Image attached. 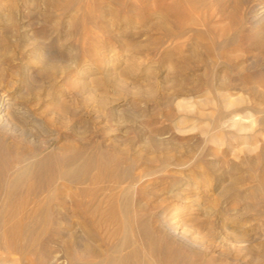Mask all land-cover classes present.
Wrapping results in <instances>:
<instances>
[{"label": "bare ground", "instance_id": "6f19581e", "mask_svg": "<svg viewBox=\"0 0 264 264\" xmlns=\"http://www.w3.org/2000/svg\"><path fill=\"white\" fill-rule=\"evenodd\" d=\"M111 1L107 9L97 0H0L1 34L14 42L0 49V248L18 254L21 264H264L263 175L261 181L248 186L252 204L239 207L237 202L247 198L245 186L235 176L224 180L227 170L221 169L219 157L212 159L209 168L213 171L202 183L193 175L195 169L173 174L171 167L185 166L187 161L164 151L173 141L171 133L163 129L143 136L145 151L151 155L138 159L115 157L114 149L106 150L97 141L89 140L83 146L76 141L59 143L62 116L53 108L58 95L55 74L69 68L78 72L84 76L83 99L94 97L85 79L92 68V51L78 53V46H91L89 38L101 28L99 18L105 16L104 11L112 15L113 5L121 9L138 5L137 0ZM249 2L234 0L236 10L246 7L238 21L225 0H170L171 29H164L171 34L162 44L171 41V65L162 80L154 74L147 84L132 90L151 98L158 82L179 92L196 87L246 88L240 73L250 66L243 63L247 59L252 63L256 57L244 52L247 47L239 29L250 21L257 25L261 16L252 12ZM31 15L43 22L52 19L58 27L50 31L56 36L46 38V30L34 34L29 27L32 22L27 20ZM161 22L169 20L162 18ZM106 33L115 38L116 32ZM66 39L72 43L63 58L59 49L65 45L60 46V41ZM107 49L114 50L113 46ZM256 49L264 50L262 40ZM80 55L85 58L82 62L77 61ZM135 57H127L124 63L132 65ZM16 63H20L18 78L13 68ZM31 63L47 76L36 77ZM229 72L234 76H225ZM105 99L101 97L97 103L103 106ZM232 103L226 101L225 107ZM176 108L182 117H194L188 102H177ZM250 109L264 113V109L245 106L229 114L222 111L208 122L212 129L231 126L235 133L243 132L248 126L242 124L245 117L238 112ZM111 110L120 113L118 106ZM259 119L264 126V115ZM75 123L72 129L78 133ZM209 139L217 142L213 135ZM207 155L196 151L190 161ZM143 182L149 184L142 187ZM203 190L207 191L204 196ZM253 219L259 223L251 225ZM63 220L71 222L73 231L62 228ZM55 232L64 233L61 236H67L69 244L62 239L57 244L61 249L50 248L49 237ZM16 260L0 257V264H15Z\"/></svg>", "mask_w": 264, "mask_h": 264}, {"label": "rangeland", "instance_id": "374dc122", "mask_svg": "<svg viewBox=\"0 0 264 264\" xmlns=\"http://www.w3.org/2000/svg\"><path fill=\"white\" fill-rule=\"evenodd\" d=\"M97 1L102 8L107 9L112 5L111 3H113L111 0ZM233 3L234 0H227V2L225 0L226 7L231 10V14H233L236 20L239 21L242 17V12L246 7L243 5L240 9L236 10L232 6ZM137 4L138 5L135 6V9L133 8L134 5L131 4L125 9L113 5L112 15H109L104 11L105 16L99 18L101 20V28L96 30L94 37L89 38V41L92 42V47H87L86 45L81 48L78 46V53L81 49H89L93 52H91L90 56L92 59H90L91 62L89 63L92 68L85 76L87 82L86 85L89 86L91 92L94 93L93 98L83 99L86 95L81 89L83 86V75H79L78 72L70 70L71 68L66 69L69 70V72L65 70V74L59 70L56 72L54 89L58 91V95L56 97L57 103L53 108L61 112L62 116L59 143L76 141L78 144L77 146H83L89 140L93 143H96L97 141L101 143L106 150L112 151L114 149L115 157L125 156L127 158L131 157L138 159L139 157L151 155L150 152H147V150L145 151V144L142 142L144 141L142 139L143 136H147L151 130L163 129L164 131H167V133H171V139L173 141L171 147L166 148L164 151L167 150L171 152V155L174 157H180L183 158L184 161H187L186 165L182 167L179 166L180 168L175 166L171 167L173 169V174L179 175L181 171L188 173L195 169L193 170V175L200 178V182L202 183L201 179L204 176H208V174L211 175L213 171L209 168L212 159L219 157L221 169L225 171L227 170L223 175L224 180L228 182L231 177L235 176L240 183L245 186V194L247 198L240 199L237 202V206H242V203L252 204L254 200L251 197V192L248 189V186L261 181L260 178H262V175L264 177V126L259 119L264 113L252 111L251 109L247 110L249 111L248 113H243L246 110H240L241 112H238L239 115L242 114L245 117L241 122L242 124L247 125L248 128L243 132L237 133L234 132V128L231 126L220 127L221 129H212L213 124L208 121L209 118L217 117L222 111H224V114H229V112L236 109H242L245 106H254L258 109H264V50L258 51L256 49L260 40L264 42V0H250L248 3L252 8V12L258 11V16H260L261 13V19L259 18L257 25L255 22L250 21L246 22L239 29L241 42L245 43V46L247 47L244 52L248 57H256L252 63H250V59H247L243 63L244 66H250L249 69L244 68L240 73V77L247 81L246 88L233 89L219 86L218 89H209L205 87H196L192 90L181 89L179 92L172 91L173 89H168L166 84H163L162 86V82H158L155 94L151 98L145 97L141 92H136L134 88L132 90V87L147 84L149 79L152 78L151 76L154 74L158 76L159 80H162V77L166 72L165 70L171 65V41L169 40L167 43L162 44V39L168 34H171V32H167L164 29L165 27L171 29V4L170 0H137ZM131 13L132 16H135L132 17ZM162 18H167L169 22L162 24ZM27 20L32 22L29 27L35 32L34 34L46 30V38H53L56 36V33L54 34V32L50 31V29L58 27L52 19L43 22L38 19L35 20L34 16L31 15ZM104 22L106 23L105 25L103 24ZM231 24L233 25L234 23ZM60 26L61 25H59V27ZM0 30V49H2L9 40L4 39L2 36L1 27ZM107 31L110 33L113 32L114 34L116 32L115 35L112 33L115 38L108 37L106 33ZM61 35L63 37V34ZM9 43L14 45L13 41ZM71 43L72 39L60 41V46L65 45L61 46L59 49L60 52H62L61 54L63 58H67L66 50H68ZM131 43L136 46L132 48ZM31 45L32 44L29 46L26 45V48L29 47L28 49H30ZM108 46H113L114 50L109 51L107 49ZM125 49L127 52H125ZM111 56L112 59L110 61L109 57ZM132 56H136L134 61L131 62L132 65L124 63L127 57L129 59ZM84 59L85 58H82V55H80V57L78 56L77 61L82 62ZM19 64L20 63H16L13 67L14 74L17 78L20 76V73H17ZM30 67L35 69L36 72L34 73L36 74V77L45 78L47 76L46 73L41 72L38 69V65L31 63ZM197 73L200 74V71H197ZM50 74H52V72ZM225 76L232 77L234 74L229 72L228 74H225ZM117 79H119V81ZM121 82L124 85H122ZM78 88H80V90ZM256 91L260 94L256 93ZM101 97L107 98V100L105 99L106 103L103 106H100L97 103V100ZM228 100L233 101V103L225 107V102ZM177 102H188L193 109L192 114L194 117H182V111H178L176 108ZM115 106H118L120 111L117 115L113 114L111 110ZM66 117L68 120H65ZM75 120L78 133L76 129H72ZM164 135H166V133ZM212 135L217 142L213 143L210 141L209 138ZM175 143L178 145L181 144L185 147L180 148ZM136 145L137 147L133 148ZM199 150L208 153V155L203 159L198 158L190 161L192 153L196 151L199 152ZM211 153L213 155H209ZM113 162L114 160L112 158L111 163L109 164L112 165ZM126 162H124V164H126ZM147 166L148 165H143V167ZM231 166L233 167L231 168ZM201 167L204 168L202 172H199ZM148 184L149 183L143 182L141 185L143 187ZM202 188L204 189V187ZM206 193L207 191L203 190L202 196L206 195ZM257 222L259 223V220L256 219L250 221L251 225H255ZM61 226L65 231H73L72 224L68 220H63ZM63 234L64 233L59 234L58 232L53 233L49 237L50 240L48 246L52 249H61L57 244L60 243L62 239H65V242H68L69 244L70 239L67 236L62 238L63 236L61 235ZM56 238L57 241L55 240ZM76 254L78 257L82 258V256H79V253ZM0 257L17 259L15 264H21L18 259V254L5 252L1 248Z\"/></svg>", "mask_w": 264, "mask_h": 264}]
</instances>
